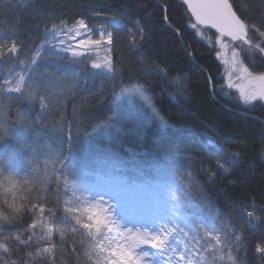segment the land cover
Wrapping results in <instances>:
<instances>
[{
  "label": "trees",
  "instance_id": "16d2710c",
  "mask_svg": "<svg viewBox=\"0 0 264 264\" xmlns=\"http://www.w3.org/2000/svg\"><path fill=\"white\" fill-rule=\"evenodd\" d=\"M230 2L238 15L239 4L259 24L264 0ZM97 11L102 15L96 16ZM113 15L134 31L142 28L144 41L137 35L133 47L127 31L112 26ZM81 18L112 31V75L94 71L87 59L82 64L54 59L45 48L23 96L0 87V133H6L0 136V161L10 165L9 176L19 172L27 181L21 195L31 193L33 202L48 200L46 207H52L57 198L72 199L73 191L81 202L86 190L118 186L123 205L140 210L136 181L153 174L158 203L179 208L177 197L186 190L226 232L240 229L249 241L259 240L264 235V102L244 104L228 87L225 65L217 56L220 35L193 29L181 0H0V42L14 38L20 60L27 62L46 44L45 28ZM238 51L248 64L245 51ZM252 55L259 62L258 54ZM248 67L254 73L264 71ZM159 69H166L167 75ZM24 73L25 67L14 58L0 60V85ZM177 76L183 77L179 87L168 82ZM44 87L49 90L44 98L48 114L42 113L38 95ZM129 105L139 119L125 111ZM38 113L41 120L29 129L26 125ZM68 140L76 147L65 177L56 160L61 146L68 156ZM209 141L227 152L210 148ZM229 153H239V162L227 159ZM217 160L228 171L217 168ZM155 162H166L162 173H150L149 165ZM65 178L69 189L63 187ZM0 180L7 184L4 177ZM244 209L254 211L255 225L248 223ZM180 237L192 248L209 239L197 243L191 235ZM86 247L87 240L77 250L82 253ZM71 248H58V264H77ZM240 257L239 264L264 263L251 246Z\"/></svg>",
  "mask_w": 264,
  "mask_h": 264
},
{
  "label": "snow or ice",
  "instance_id": "6c2138e0",
  "mask_svg": "<svg viewBox=\"0 0 264 264\" xmlns=\"http://www.w3.org/2000/svg\"><path fill=\"white\" fill-rule=\"evenodd\" d=\"M183 3L187 5L191 17L195 18V23L191 24L193 29L198 25L216 29L221 38L222 49L229 47L223 43L222 38H231L234 45L232 60L223 59L224 64L230 65L231 68L227 73L228 87L237 89L247 105H252L254 101L264 102V71L255 75L248 67V64H251L253 68L264 69V10L260 12L258 24L250 17L248 9L238 4L237 7L244 16L242 19L230 0H183ZM95 15L100 16L102 13L97 11ZM164 19L167 21L168 17L165 16ZM109 20L113 27L127 31L129 43L133 47H137V35L141 42L144 41L142 28L134 31L114 15L109 17ZM45 32L46 44L42 43L27 62L20 60L21 48L14 38L10 37V43L0 42V60L14 58L25 67L24 74L5 79L0 87H6L7 92L23 96L27 82L35 78L36 66L42 59L41 53L46 46L49 55L58 60L82 64L87 59L91 61L92 69L101 70L106 75L114 73L110 56H100L102 48L110 53V46L113 44V33L103 23L92 26L84 18L73 22L61 20L60 25L53 24L51 28H45ZM94 36L98 38L94 39ZM238 50L245 51L248 64L244 63ZM252 53L258 54L259 62ZM217 56L223 58L220 52H217ZM159 71L167 75L166 69ZM233 72L236 73L235 81ZM168 82L179 87L183 84V77L177 76ZM83 83L86 84L87 81ZM220 88L221 91L224 90L223 85ZM48 91V88L44 87L38 94L40 108L45 114H48L49 110V105L44 102ZM117 96L118 94H114V99ZM125 111L130 117L139 119L138 113L130 105ZM40 120L38 113L36 119L26 126L31 129ZM4 135L6 133H0V136ZM18 142L24 150L23 142ZM67 143L68 156L62 153L61 146V154L56 160L61 175L65 177L70 167L68 157L76 147L72 140ZM207 143L210 148L221 154L227 152L222 146L213 145L211 141ZM227 159L235 164L241 156L239 153H229ZM9 167L10 165L0 161V176L7 180V184L0 180V264H58V248L64 249L68 244L72 245L71 252L77 264H158V257H166L163 264H239L240 253L244 252L246 255L247 246L253 247L256 253L264 256V235L257 241H249L243 230L233 228V231L226 232L216 222V217L205 212L186 190H181V195L177 197L180 200L179 208L158 203L152 191L157 184L153 174L136 181L135 186L141 189L140 210L132 218L123 211L119 203L105 200L102 195L89 194V204L94 203L99 210L81 207L80 200L75 198V191L72 192V199L61 201L57 198L52 207H46L48 200L37 198L33 202L31 193L21 195L22 185L27 181L19 172L9 176ZM216 167L228 171L219 160ZM149 168L150 173H162L166 162L151 163ZM71 169V174L74 175L75 168L71 166ZM210 175L214 177L215 173ZM75 184L74 181L73 187ZM63 187L69 189L67 178L64 179ZM102 212L105 213L103 217ZM243 215L249 224L255 219L254 211L244 209ZM177 218H180L182 223H177ZM166 220L172 222V227L167 226ZM117 221L123 222L121 229L109 236L108 233L113 231L112 225ZM128 224L138 227L130 228L127 227ZM54 235L58 236V239L54 240ZM178 235H191L197 243L204 240L205 236L209 239L204 240L199 247L177 253L173 245ZM85 240L87 247L81 253L77 250V245H84Z\"/></svg>",
  "mask_w": 264,
  "mask_h": 264
},
{
  "label": "rangeland",
  "instance_id": "374dc122",
  "mask_svg": "<svg viewBox=\"0 0 264 264\" xmlns=\"http://www.w3.org/2000/svg\"><path fill=\"white\" fill-rule=\"evenodd\" d=\"M93 38L94 39L95 38H98V36H94ZM223 43L229 45V47L223 48V49L221 48L220 49V53H221V55H222L223 58H221V57H219V58L222 60V62H223V59H228L229 61H231L232 60V52H233V46L234 45H232L227 40L226 41H223ZM45 48L48 50L47 46ZM105 55H109L110 56V53L105 52L104 49L102 48L101 51H100V56L102 57V56H105ZM54 59H57V58L54 57ZM93 70L96 71V72H101V70H98V69H93ZM230 70H231L230 65H225L227 84L229 83L227 73ZM254 74L255 75H259L260 73H254ZM235 76H236V73L233 72V81H235ZM231 89L238 94V97L241 99V102H243V99L240 97L239 91L237 89H235V88H231ZM41 111H42V113L44 112L43 110H41ZM118 190H119V187L118 186L117 187L115 186L113 188V190L111 188V189H109L107 191L106 190H100V189H92V188L89 189V190H86L85 194L82 197L81 207H83V208L93 207L94 210H99V208L96 207L94 203L93 204H89V201L91 200V196L89 194H91L93 196L102 195V196H104V199L105 200L110 199L113 202L119 203L120 206L122 207L123 211L129 217L134 218L138 214V212H139L138 208H131V205H129V204H128V206H130V208L129 207H125L123 205L124 202L122 200H119V197L117 195L118 192H119ZM104 215H105V213L102 212L101 213V216L103 217ZM165 222L167 223V226L168 227H172V222L171 221H167L166 220ZM256 223H257V220H256V217H255V219L252 221L251 224L252 225H255ZM122 224H123L122 221H117L116 224L112 225L113 231L110 233V236H112L118 229H121ZM127 227H130V228L131 227H138V225L137 226H133L132 224H128ZM173 247L175 248V250H176L177 253H179L180 251H187L188 249H191L192 248V246L190 244H186L185 241L182 240V238L180 237V235L177 236ZM169 255H172V253H169ZM164 259H166V257H164V258L158 257L157 258L158 264H163V260ZM177 259H178V256H177ZM262 264H264V263H262Z\"/></svg>",
  "mask_w": 264,
  "mask_h": 264
},
{
  "label": "water",
  "instance_id": "95a60500",
  "mask_svg": "<svg viewBox=\"0 0 264 264\" xmlns=\"http://www.w3.org/2000/svg\"><path fill=\"white\" fill-rule=\"evenodd\" d=\"M181 1L183 2V0H181ZM183 4H184V3H183ZM184 5H185V4H184ZM185 7H186V9H187V5H185ZM187 11H188L189 16L191 17L190 11H189L188 9H187ZM191 19H192V21L195 23V18H194V17H191ZM197 27H200V28H202L203 30L211 31V32H213V33L219 35V32H218L216 29H212V28H210V27H207V26H201V25H198ZM224 38L231 40L230 37H224Z\"/></svg>",
  "mask_w": 264,
  "mask_h": 264
}]
</instances>
